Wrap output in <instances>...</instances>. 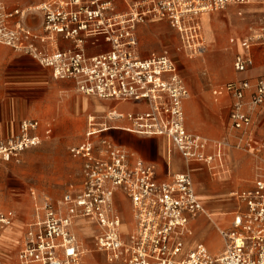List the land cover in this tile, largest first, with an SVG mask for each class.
I'll use <instances>...</instances> for the list:
<instances>
[{"label":"built area","instance_id":"built-area-1","mask_svg":"<svg viewBox=\"0 0 264 264\" xmlns=\"http://www.w3.org/2000/svg\"><path fill=\"white\" fill-rule=\"evenodd\" d=\"M249 2L134 0L127 11L118 12L112 0H48L36 9H8L0 0V47L29 56L55 79L75 82L85 96L145 105L141 113L107 117L125 118L131 124L128 131L137 135L165 138L170 151L178 152L186 164H205L215 175L225 168L227 142L210 141L187 129L184 104L190 93L177 63L168 53L144 58L138 28L169 22L180 36L181 51L192 58L205 50L203 14ZM31 14L41 16L40 32L27 24ZM98 38L109 50L90 55L88 44ZM61 42L70 46L60 49ZM256 44H264V30L241 41L243 52L233 63L236 73L254 66L251 50ZM215 94L232 98L233 147L255 163L253 187L232 196L241 210L229 229L217 227L224 245L219 256L204 244L184 252L183 237L191 220L200 214L208 217L192 176L180 173L159 181L155 166L132 164V154L104 136L110 125L90 116L84 141L70 148L72 157L81 161L79 188L57 203L44 200L27 229L17 264H86L76 230L80 221L94 226L96 252L105 264H264V140L257 142L254 133L255 114L264 107V77L229 82ZM39 127L37 120L24 121L19 136L0 141V168L41 143ZM119 192L132 204L134 224L128 234L121 231ZM14 218L11 211L0 212V234Z\"/></svg>","mask_w":264,"mask_h":264},{"label":"crops","instance_id":"crops-1","mask_svg":"<svg viewBox=\"0 0 264 264\" xmlns=\"http://www.w3.org/2000/svg\"><path fill=\"white\" fill-rule=\"evenodd\" d=\"M1 1L7 4L6 0H1ZM17 1L27 5V4H36L42 1H44L45 3L48 0H24V1L17 0ZM132 1L134 0H112L118 12L127 11L129 3H131ZM15 7H19L21 9L26 8V7L22 8V6H20L18 3H14L13 8ZM41 21L42 19L39 14H31L26 20L27 24L30 27H32L33 29L39 32L41 31L40 30ZM200 22L204 37L207 43L209 44V47L211 48L212 52H216L217 54L214 57L215 60L209 64L210 70L215 75L216 80L209 81L206 80L205 78L199 77L197 79L198 81L197 85L199 87H194V83L192 82L193 79H191V77L187 79L188 84L186 83V86L188 90H189L188 86H190L192 91V96H189V98L186 100L184 104L188 115V123H186V127L188 130L189 129L197 130V131H192V130L189 131L197 133L202 137L210 141H213L209 137H214L215 134L204 125V123L206 124V119L204 118H208L209 116L213 115V113L216 110V106L213 103V97H212L213 89L217 85L219 86L223 85L222 83L225 82L227 84L232 81H238L243 79H249L254 81L259 77H264V44H256L253 46L251 50V56L254 60V66L248 71L243 73H236L235 70L232 71V69H230L229 67V59L232 58L233 54L236 53L234 55V59H235V56L237 54L243 52L240 45L242 39H237V38H241L244 36L248 38L264 30V0H250V2L247 5H243V6L231 5L224 11L215 12L214 14H211L210 16L205 18L204 21L201 16ZM203 22H205V25ZM147 24H154L156 26L164 28L167 22L157 21V22H148ZM144 28L145 27L142 28L140 27V29H144ZM231 36L235 38L230 39L229 42V37ZM138 38H139V34H138ZM232 40H234L235 43H232L231 42ZM69 46L70 43L61 42L59 48L66 49ZM204 48H205V40H204ZM107 50H109V45L106 44L100 38L93 39L88 44V53L90 55H97ZM140 52L141 55L143 56L141 48H140ZM7 56H10L12 59H15L20 64H24L27 68L26 70L33 71L34 68L36 67V65L33 62L34 60L29 56L17 53L10 48L1 46L0 60L6 58ZM38 66L41 68L39 71L42 72L43 74L50 73L52 75L50 70L41 67L39 64ZM187 68L189 69L190 67L187 66ZM238 76H241L242 78L239 79ZM53 79L54 80H53L51 98L57 99L60 96L64 97V95H66L65 100L73 101L74 105L72 104L73 107L72 110L70 111L73 117H75L80 113H82L83 116L87 113H90L88 117L96 116L105 120V121L103 120L100 121L102 123H108L111 129L109 132L104 134V136L110 138L115 144L128 150L132 154L131 157L132 164L136 162H142L147 165L155 166L157 179L161 182L170 181L172 175H176L180 173H189L192 176L197 195L201 200L208 214V217L204 214H200L196 218L191 220L188 230L185 236L183 237L184 252L188 253L189 251L194 249L197 245L204 244L212 255L219 256L223 252L224 248L212 250L208 245L207 237L211 234H214L219 240H222L217 231V227H220L221 229L224 230L229 229L235 214L239 210H241L242 208L241 205L237 200H234L232 196L235 190L237 191L249 190L254 185L255 173L253 175H252L253 172L251 173L252 170L250 168V163H249L250 158L246 155H242L237 152H230L229 161H231L230 165L233 167V176L232 177L229 176L226 177L225 179L217 180L212 176L213 174L209 170H207V168L203 164H199V163L186 164L182 159V157L178 154V152H176L175 150L170 151L168 141L165 138L137 135L135 133L128 131V129L131 127V124L125 118L118 119V118L107 117L109 116V114L126 116L127 114L141 113L146 110L145 105L135 102H118L115 100H101L96 97L85 96L80 92H78L75 82L71 80H59V79H55L54 77ZM57 89L63 91L60 92ZM218 96L232 100V98L227 94H222ZM12 106L14 111L12 123L10 125V128L7 129V131L4 128L0 129V141H2L5 137H7V135H9L8 132L10 130L13 136L16 131V127H18L20 121L24 119H31L34 117V113L30 109L26 108V104L22 99L16 98ZM198 107L199 109H201L203 115V119H202L203 124H200V122L195 118L196 115L194 111L198 110ZM260 112H261L260 117H262V114L264 113V107ZM88 117L86 120L85 133L88 128L87 125ZM31 120H35V119H31ZM260 122L263 123V127L261 130H264V115ZM48 129H50L52 132L51 124L47 125L46 135ZM39 130L37 132L38 135H39ZM261 130L258 129L254 123V133L257 142L264 140V135H262ZM85 133L80 143L84 141ZM77 162H79L80 164V171L78 175L80 179L81 161L78 160ZM4 163L6 162H3L1 164V167ZM203 177H205L206 179L203 180L202 179ZM251 177L253 180L250 183V186L241 183L245 178H251ZM200 185L204 187L203 190L201 191L197 190V186ZM67 191L68 190H66L64 194L67 193ZM32 192L35 191L33 189H30L29 194L32 201V208L30 214L31 220L26 225V229L24 232L23 229L20 227V225L14 223L16 220V214L13 210L0 211V212H9V211L13 212L15 214L13 224H16L15 230L13 229L11 230L9 226L0 234V242H2L0 243V257L1 255L11 254L10 257H7L8 259L7 258L2 260L0 259V264L18 263V255L23 248L25 234L27 232L29 225L37 219L38 212L40 211L39 208L42 207L44 200L47 198L51 199L49 197L40 196L39 194L37 195L36 192L35 195H33ZM59 201L57 200L54 202L57 203ZM116 202H117V208L120 211L123 218V222H124L123 225H128L130 227L129 231L125 233L128 234L133 230V224H134L132 204L121 192L117 194ZM76 230L80 239L81 237H83L87 243L89 239L86 240V238L82 236V234L84 233L83 231L84 228L83 227L81 228L80 226L77 227ZM93 233H94V229H93ZM103 264H105V260Z\"/></svg>","mask_w":264,"mask_h":264},{"label":"rangeland","instance_id":"rangeland-1","mask_svg":"<svg viewBox=\"0 0 264 264\" xmlns=\"http://www.w3.org/2000/svg\"><path fill=\"white\" fill-rule=\"evenodd\" d=\"M6 1V7L8 9H12L14 3H18L22 8L26 7L24 9H32V7L40 6L44 3V1H42L36 4L25 5L17 0ZM211 14L202 16L203 21ZM203 23L205 25V22ZM140 27L145 28L140 29ZM140 27L138 30L139 46L144 58L149 57L152 53H168L177 63L179 72L185 83L188 84L187 79L191 77L194 87H199L197 85V79L199 77L209 81L216 80L215 75L210 70L209 64L215 60L214 57L217 54L216 52H212L209 47L204 37L203 30L202 36L205 40L206 49L202 54L190 58L181 51L180 36L169 22H167L164 28L147 23ZM232 38L235 37H229V42ZM246 38L247 37L244 36L237 39L243 40ZM235 54L236 53L229 59V67L232 71L234 70L233 60ZM0 61V129L4 128L7 131V129L10 128L14 115L12 104L15 102L16 98L22 99L26 104V108L34 113V117L31 119L38 120L41 124L39 130L41 143L20 154L16 160L4 163L0 169V211L13 210L16 214L14 223L20 225L24 232L26 225L31 220L32 201L29 194L30 189H33L37 195L49 197L53 201H59L66 190H68L67 192L78 190L80 185V179L78 177L80 164L77 162L78 160L76 161L70 154V148L82 141L86 130V120L90 113L84 116L80 113L73 117L70 112L74 105L73 101L65 100L66 95H64V97L60 96L57 99L51 98L54 79L50 73L43 74L40 72L39 70L41 68L35 61L32 60L36 65L33 71L26 70L27 68L24 64L18 63L10 56ZM187 66H189L191 70H189ZM238 78L240 79L242 77L238 76ZM222 84L223 85L220 84L221 86L217 85L212 91L213 103L216 106V110L213 115L204 118L206 119V124L204 123V125L215 134L214 137H209L211 140L227 142L226 158L230 152H237L250 158L249 163L253 175L255 173V163L252 157L233 147L236 141L235 133L231 130L230 122L233 100L219 97L215 94V92L220 91L221 87H223L226 82ZM188 87L190 96H192L191 88L190 86ZM59 91L61 92L63 90ZM261 110L262 109L258 110L254 117V123L260 130L263 127V123L260 121L264 115L263 113L262 117H260ZM194 112L196 115L195 118L200 124H203L201 109L198 107V110ZM185 116L186 123H188L186 107ZM31 119L20 121L14 135L12 136L10 130L8 132L9 135L2 141L19 136L21 124ZM48 124L52 126L50 136L46 135ZM261 133L264 135V130H261ZM226 158L224 163H226ZM203 165L208 170V167L205 164ZM212 176L217 180L225 179L229 176L232 177L233 167L231 165L225 167L224 170H220L217 174H213ZM202 179L204 180L206 178L203 177ZM252 180V177L245 178L241 183L250 186ZM203 188L202 185L197 186V190L199 191L203 190ZM236 191L237 190L234 192ZM234 200L236 199L234 198ZM16 224L11 225L9 228L15 230ZM79 225L81 228L83 227L85 229L86 240L89 239V241H87V247L96 252V245L93 240V225L86 221H80ZM207 242L212 250L224 248L222 240H219L214 234L207 237ZM10 256L11 254L1 255L0 259H6ZM96 257L99 260H105L102 254L97 253Z\"/></svg>","mask_w":264,"mask_h":264},{"label":"bare ground","instance_id":"bare-ground-1","mask_svg":"<svg viewBox=\"0 0 264 264\" xmlns=\"http://www.w3.org/2000/svg\"><path fill=\"white\" fill-rule=\"evenodd\" d=\"M37 7L38 6L32 7V9H36ZM205 14H211V13H205ZM205 14H203V15H205ZM229 158L230 157L228 155V157L226 158V165H225V167L226 166H229L231 164V161H229ZM129 229H130V227L128 225H123L122 228H121V231L124 232V233H127L129 231ZM83 231L85 233V229ZM84 233L82 234V236L85 237V234ZM81 251H82V254H83L84 262L86 264H96V263L104 262L103 260L97 259V257H96L97 252H94V251L90 250L87 247V243H86V241H85V239L83 237H81Z\"/></svg>","mask_w":264,"mask_h":264}]
</instances>
